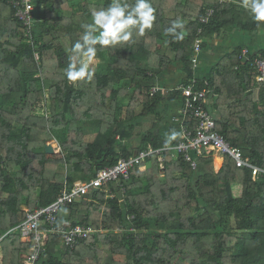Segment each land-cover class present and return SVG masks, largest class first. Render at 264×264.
I'll list each match as a JSON object with an SVG mask.
<instances>
[{"label":"trees","instance_id":"obj_1","mask_svg":"<svg viewBox=\"0 0 264 264\" xmlns=\"http://www.w3.org/2000/svg\"><path fill=\"white\" fill-rule=\"evenodd\" d=\"M112 2L35 0L38 23L30 43L12 8L0 1V264H19L27 252L15 230L25 218L23 208L49 205L75 181H89L147 145L177 144L176 137L165 147L158 129L162 106L181 101L180 93L151 89L169 69L180 68V83L190 84L196 38L205 50L208 39H224L234 27L252 42L264 28L241 4L150 0L153 28L115 46L97 45L89 65L93 78L69 81L65 69L82 25ZM207 8L213 16L200 24ZM177 19L184 24L182 40L165 35ZM241 50L222 57L196 88L216 97L208 106L216 132L264 170V81H256L251 66L264 51L249 50L242 62ZM150 116L151 129L131 149L134 122ZM184 124L196 127L194 119ZM51 140L58 143L57 154L46 152ZM161 157L162 169L152 155L131 170L122 182V201L117 184L109 183L64 207L35 264H264V174L253 181L250 169L237 168L227 156L218 172L209 157L199 158L196 168L169 150ZM219 164L216 159L217 169ZM234 186L241 189L238 196ZM76 225L92 232L68 248L59 231Z\"/></svg>","mask_w":264,"mask_h":264},{"label":"built area","instance_id":"obj_2","mask_svg":"<svg viewBox=\"0 0 264 264\" xmlns=\"http://www.w3.org/2000/svg\"><path fill=\"white\" fill-rule=\"evenodd\" d=\"M9 5L14 17L19 21L25 32V37L32 43V32L38 23L34 9L35 0H0ZM220 3H239V0H218ZM213 8H207L205 13L198 19L200 24H206L213 16ZM201 32L198 29L197 34ZM201 39L198 37L193 44L192 53V71L194 72L199 65L198 57L201 54ZM250 51L243 48L240 53V60L246 62L249 60ZM35 60L38 55L34 54ZM255 71V79L257 82L264 81V56L253 58L251 63ZM237 69V67H235ZM197 79L192 78L190 84L184 86L179 85L175 92H179L181 96V106L177 114L178 123V142L173 147L165 149H154L150 145L129 156L128 158H120L113 166L97 170L95 176L89 181H75L69 189L64 190L55 201L45 207H36L31 210L23 208L25 218L15 230L19 233L20 241L28 246L27 252L20 255L19 264H35L38 256L47 242L48 235L56 231L55 222L59 211L75 202L77 199L86 196L91 190H102L109 183H116L120 196L124 197L125 188L122 182L129 179L131 170L143 160L149 159L152 155L158 156L159 167L163 168V158L161 157L163 150H169L173 158L181 157L184 162L196 168L198 159L201 157H209L212 159L217 152L224 157L233 160L237 168H247L251 170V179L256 180L260 174H264V170L254 166L247 158H245L239 149L232 147L216 132V121L214 115L209 111L208 91L196 88ZM206 84V81H205ZM160 91L164 94V90L159 87L151 89V93ZM186 119H194L196 127L194 130L187 129L184 124ZM118 139V137H117ZM109 198H113L115 194L107 190ZM121 198L120 201L123 200ZM133 217H130L132 219ZM63 236V244L68 247H74L79 240L88 237L92 232L90 227L80 225L61 229L59 231Z\"/></svg>","mask_w":264,"mask_h":264},{"label":"clouds","instance_id":"obj_3","mask_svg":"<svg viewBox=\"0 0 264 264\" xmlns=\"http://www.w3.org/2000/svg\"><path fill=\"white\" fill-rule=\"evenodd\" d=\"M242 6L251 13L255 21L264 24V0H242ZM156 20L155 9L150 0H113L107 7L94 10L91 13V23L82 25L84 34L80 40L72 46L73 57L70 58L65 75L69 81L80 79L91 80L94 72L90 68V62L96 56L97 48L111 47L122 42H127L133 37L134 32L143 35L146 30H151ZM184 24L179 19L172 22L165 29V35H171L175 40H182ZM79 57H87L88 62L77 61ZM180 133L172 131L166 136L165 147L176 139ZM67 212V209H64Z\"/></svg>","mask_w":264,"mask_h":264},{"label":"crops","instance_id":"obj_4","mask_svg":"<svg viewBox=\"0 0 264 264\" xmlns=\"http://www.w3.org/2000/svg\"><path fill=\"white\" fill-rule=\"evenodd\" d=\"M242 5V0H239ZM223 39L220 37H211L207 40V48L201 51L198 57L199 65L194 71V78L202 80L209 77V71L214 67L217 62L226 54L232 52L235 48H247L252 53H258L264 51V28L255 33V39L252 42V36L244 33L243 31L234 27L230 33L225 35ZM159 81V88L164 90V96L169 92L172 93L177 84L180 83L178 69H169ZM157 81V84H158ZM209 105H211L216 99L215 96L209 94ZM181 106V101H171L169 104L162 106V126L158 131L159 134L166 139L167 135H170L172 131L178 132L177 114ZM216 154V153H215ZM214 154V155H215ZM214 155L212 157L214 168ZM219 155V154H218ZM223 164V157L219 155ZM221 168V167H220ZM215 170V168H214ZM219 171V170H218ZM215 170V172H218Z\"/></svg>","mask_w":264,"mask_h":264},{"label":"rangeland","instance_id":"obj_5","mask_svg":"<svg viewBox=\"0 0 264 264\" xmlns=\"http://www.w3.org/2000/svg\"><path fill=\"white\" fill-rule=\"evenodd\" d=\"M180 69V68H179ZM178 69L179 71V77L182 79V75L180 74V70ZM181 82V81H180ZM159 86V81H158V84ZM181 85V83L177 84L176 87L174 88V90L172 92H175V89ZM125 102V101H124ZM161 111H162V108H161ZM136 124V128L133 132V138L130 140V148L131 149H136L138 147V143H139V139L141 136H144V134H146L150 129H151V125H152V116L148 117V118H142V119H138L134 122ZM161 126H162V122L159 123V130L161 129ZM51 146L54 153H58L60 152V149H59V146H58V143L55 141V140H51L49 142L46 143L45 145V148ZM53 147H56V149H54ZM215 157V155H214ZM215 168V166H214ZM217 169V168H216ZM219 169V167H218ZM240 188L239 187H233V192H234V195L235 196H238L240 194ZM119 197H122L120 196L119 194ZM124 198V197H122ZM64 209L65 208H62L59 213H58V217H64L65 216V212H64Z\"/></svg>","mask_w":264,"mask_h":264},{"label":"bare ground","instance_id":"obj_6","mask_svg":"<svg viewBox=\"0 0 264 264\" xmlns=\"http://www.w3.org/2000/svg\"><path fill=\"white\" fill-rule=\"evenodd\" d=\"M54 149H56V147H53ZM225 158V157H224ZM216 159H219V162H220V164H219V168L221 167V162H222V160H221V158H220V156L218 155V153L216 152V154H215V157H214V166H215V160ZM215 170H219V169H216V167H215Z\"/></svg>","mask_w":264,"mask_h":264},{"label":"water","instance_id":"obj_7","mask_svg":"<svg viewBox=\"0 0 264 264\" xmlns=\"http://www.w3.org/2000/svg\"><path fill=\"white\" fill-rule=\"evenodd\" d=\"M46 152L49 153V154H57V153H54V151H53L51 146L46 148Z\"/></svg>","mask_w":264,"mask_h":264}]
</instances>
